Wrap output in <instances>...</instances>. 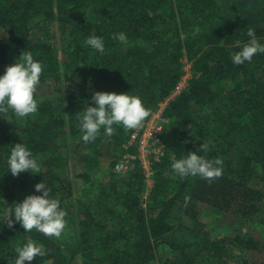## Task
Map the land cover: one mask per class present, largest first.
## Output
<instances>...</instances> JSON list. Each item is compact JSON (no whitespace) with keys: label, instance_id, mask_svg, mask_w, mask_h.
I'll return each mask as SVG.
<instances>
[{"label":"trees","instance_id":"16d2710c","mask_svg":"<svg viewBox=\"0 0 264 264\" xmlns=\"http://www.w3.org/2000/svg\"><path fill=\"white\" fill-rule=\"evenodd\" d=\"M57 28L63 58L51 43ZM249 28L264 42V0H0V75L30 51L44 66L40 84L54 81L59 92L67 85L63 97L36 93L32 115L0 113V264H15L16 247L28 239L46 255L25 264H247L238 255L262 252L264 242L251 236L214 239L199 219L207 206L255 220L264 201V54L239 66L231 61L234 41L246 42ZM120 32L126 46L112 39ZM93 34L104 37L103 52L86 46ZM183 60L192 77L164 111L167 150L154 163L145 200L138 165L114 171L134 130L116 127L106 137L102 129L85 143L78 116L95 106L97 91L137 95L154 113L175 93ZM18 143L38 157L41 174L7 172ZM195 151L222 159V175H176L173 160ZM43 181L67 212L58 239L10 226L3 216L41 195L35 185Z\"/></svg>","mask_w":264,"mask_h":264},{"label":"clouds","instance_id":"9594fccd","mask_svg":"<svg viewBox=\"0 0 264 264\" xmlns=\"http://www.w3.org/2000/svg\"><path fill=\"white\" fill-rule=\"evenodd\" d=\"M247 36L249 39L246 42L235 40L232 45L238 49L231 55V61L235 65L251 62L254 56L264 54V42L257 37L255 29L249 28ZM112 39L125 46L129 41L125 32L113 34ZM86 46L103 52L104 37L93 34L86 39ZM43 70L42 62L36 60L30 51H24L15 64L7 66L4 74L0 75V113L6 114L10 111L17 118L36 113L39 106L36 91ZM91 103L95 106L86 105L78 116L79 128L83 133L82 140L85 143L95 142L102 129L106 137H112L116 127H123L125 131L139 129L151 114L142 99L130 93L97 91L92 95ZM204 147L203 145L202 149ZM199 151L174 159L171 164L173 172L181 178L199 176L208 181L219 178L223 172V160H208L199 155ZM6 165L7 172L10 171L16 177L25 172L42 173L40 160L25 143L15 144L11 148ZM35 191L42 194L28 195L22 203L5 209L3 216L10 226L18 222L27 233L35 229L44 236L60 238L67 226L66 210L61 207L60 199L51 195L52 190L44 181L35 185ZM15 252V264H25L37 256L46 255L43 244L32 239L16 247Z\"/></svg>","mask_w":264,"mask_h":264},{"label":"rangeland","instance_id":"374dc122","mask_svg":"<svg viewBox=\"0 0 264 264\" xmlns=\"http://www.w3.org/2000/svg\"><path fill=\"white\" fill-rule=\"evenodd\" d=\"M51 43L54 44L57 48H59V54L63 58L61 35L58 31V28L57 30H55V39H51ZM183 63L185 64V67L184 75L181 79H187L189 81L192 77L191 64L186 60H183ZM55 86L56 84L54 81H48L44 84H39L37 86L36 93L41 98L63 97L66 94L67 85L61 87L60 92L56 90ZM174 98L175 96H170L165 100V102H163L162 105L160 103L158 109L154 113H152L150 117L146 118V120L143 122L142 127L137 130L141 132L150 125L160 127L162 130L163 125L168 122L166 119L163 118L164 111ZM126 145L127 144L124 145V148ZM146 188L147 190L146 193H144V199L149 200L148 196L151 192L152 187L146 183ZM87 195H90V193H88ZM199 219L205 225L206 230L211 233L214 239H235L238 236H251L257 240H260L261 242H264V201L262 202L261 211L258 213L255 220H244L240 217H237L236 214L233 212H215L207 206L199 207ZM231 251L232 253H238L237 249H234V247L231 248ZM161 254L162 256H166L169 253L164 250L163 252H161ZM238 256H241L243 260L248 262L247 264H264V250L259 253L254 251L243 252Z\"/></svg>","mask_w":264,"mask_h":264},{"label":"built area","instance_id":"2783aa9c","mask_svg":"<svg viewBox=\"0 0 264 264\" xmlns=\"http://www.w3.org/2000/svg\"><path fill=\"white\" fill-rule=\"evenodd\" d=\"M187 85L188 80L182 79L173 96L180 94ZM160 132L161 128L153 125L148 126L141 132L134 129L132 140L124 148L127 152L117 161L114 171L118 174H126L135 165H138L144 174L145 182L153 187L154 163L162 159L167 150L166 145L160 138ZM129 149H135V152L131 153Z\"/></svg>","mask_w":264,"mask_h":264}]
</instances>
